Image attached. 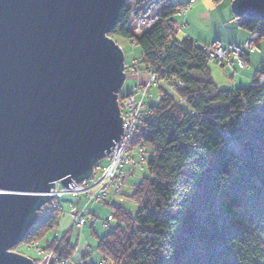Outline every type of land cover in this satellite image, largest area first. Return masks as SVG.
I'll return each instance as SVG.
<instances>
[{
	"label": "trees",
	"instance_id": "obj_1",
	"mask_svg": "<svg viewBox=\"0 0 264 264\" xmlns=\"http://www.w3.org/2000/svg\"><path fill=\"white\" fill-rule=\"evenodd\" d=\"M166 5L164 20L136 36L142 64L178 74L185 88L178 96L162 89L163 98L154 104L161 118L139 138L147 144L150 174L132 195L138 210L113 207L119 225L98 237L97 248L109 264H264V88L253 83L220 90L210 77L207 45L173 42L181 4L166 0ZM129 19L126 4L109 36L131 39ZM235 19L250 32L258 26L264 31L263 21ZM49 209L38 211L23 242L40 243L58 228L60 214H47ZM74 227L40 247L54 249L59 261H77Z\"/></svg>",
	"mask_w": 264,
	"mask_h": 264
},
{
	"label": "water",
	"instance_id": "obj_2",
	"mask_svg": "<svg viewBox=\"0 0 264 264\" xmlns=\"http://www.w3.org/2000/svg\"><path fill=\"white\" fill-rule=\"evenodd\" d=\"M127 0H0V264L57 182L73 188L122 139L124 52L108 36ZM264 21V0H234Z\"/></svg>",
	"mask_w": 264,
	"mask_h": 264
},
{
	"label": "rangeland",
	"instance_id": "obj_3",
	"mask_svg": "<svg viewBox=\"0 0 264 264\" xmlns=\"http://www.w3.org/2000/svg\"><path fill=\"white\" fill-rule=\"evenodd\" d=\"M171 1L172 2L178 1L179 3H181L183 5H186L189 2H192L190 0H171ZM131 2H133V1H131ZM131 11L132 10H130V13H131ZM236 16L237 15L235 14V17ZM130 17H132L131 14H130ZM237 17H240V16H237ZM178 19H180L181 22H183L182 21L183 18H178ZM131 24H133V23H131ZM190 25L191 26L189 28L188 22H187V20H185L184 27H182L181 29H179L177 31L179 33L178 39H185L187 37H192V39L200 41V44H205L206 42H202L201 40H199L198 36L202 35V37H207V36H211V35L215 34L213 27H211L203 19H197L196 21L192 22V24H190ZM259 30H260V28L258 27L253 32H249V34L251 36H254V38L250 37L247 40V41H249V40L252 41V38H253L255 40L254 43L259 44L255 53L252 54V61L250 62V66L248 68L251 71H253L252 74H254L255 71L259 70L260 68H262L264 66V38H263L264 33H262V31H259ZM217 31L219 34L223 35L222 32L220 31V29L219 30L217 29ZM129 32L131 34L136 35V36L139 35V32H134V31H129ZM134 35L131 39L120 37V36L116 37V39H115L116 44L124 52L125 62L127 64H131V62L132 61L134 62V60L137 58L138 59L142 58L141 47L136 46L134 44L135 41L133 42V40H132V39H136V36H134ZM184 35H185V37H184ZM236 55H235V57L232 58V64H231V62L227 61L228 63L225 66H221L217 63L211 64L209 66L210 73H211V79L219 87L220 90H225V89L230 90L227 87L232 86L234 78L237 81H239L241 78L240 72H238V70L240 68L238 67L239 62H238V59H236ZM245 64L248 65L247 62ZM148 77H149V75H148ZM139 79L142 80L141 84L144 86L143 78H139ZM130 82H131L130 80H128V79L126 80V82L123 86V89H121L120 94H118V96L121 95V93L123 94V93H125V91L129 90ZM246 85H242V86H246ZM255 85L257 86V84H255ZM121 108H122V106H121V104H119V110ZM123 108H125V107H123ZM122 114L123 113L121 111L120 115L122 116ZM129 146L133 147L136 145L130 144ZM147 149L148 148H145V152H144V155L146 158L148 156V154H146ZM134 157H135V155L133 156V158ZM108 158L109 157L107 155L105 158L101 159L99 161V163L101 165H104V167H105V164L107 163ZM143 167L144 168L141 167V168L137 169L132 164H129L125 170L127 172L126 177L124 175H122V176L125 178L121 177L124 180H122V179L118 180L115 177L111 182H109L111 184H115L116 185L115 187L118 190V192L121 190L120 193L116 194L114 188H111L110 194H109V200L90 202V203H88L87 208L90 209L97 217L102 218V219L110 218L113 215V206L124 207L126 209H129L133 214H135L138 210V205H137V202H134L132 200V194L134 193V190L136 188L137 183H139L144 177H147L150 174L146 163H145V166H143ZM103 171H104V168H101L100 172H103ZM96 172H98V174H99L97 176H100L101 173L98 170ZM135 172H136V176L133 178L132 175ZM121 184L122 185L124 184L122 189L120 188ZM58 185H59V188H60V186L63 188H67L65 186H62L59 182H57L56 187ZM78 193H80L79 197H78V194H76V195L74 194L73 196L67 195V196H64L63 198H61L60 201L62 203L63 209H62V211H61V209L57 210L60 212L58 228L55 230L49 231L46 234V236L41 239V242L40 243L37 242V243H39V246L44 245L46 243V240L52 239L55 235H62V233L64 231L68 230L69 228H71V225L73 224V225H75V227L71 233L72 234V241L74 243H77V250L74 253V257L78 258V259L83 258V260L87 261V263H89V264L91 262L100 263L101 261H103V254L97 248L98 237L104 236L105 234H107L110 231L111 228L115 227L116 225H119V223L112 216L113 219L110 220V223H109L107 228H103L102 226H92L90 224L87 226H84L82 228L77 227L76 224H74L73 214L78 213L79 209H81L82 206H83L82 208H84V206L87 204L86 203L87 201L85 200L86 198L84 196V193H82L81 191ZM70 200L73 202H80V203L79 204L75 203V204H77V206L75 209H72L69 206ZM16 247L17 248H15V250H14L15 252L26 255L32 259L38 260V259H41V257H42V255L39 253V251H37V248L33 244H28L26 242H23V243L17 245ZM74 261L69 260L68 264H74ZM53 264H65V263H63V261L58 260L56 262L54 261Z\"/></svg>",
	"mask_w": 264,
	"mask_h": 264
},
{
	"label": "bare ground",
	"instance_id": "obj_4",
	"mask_svg": "<svg viewBox=\"0 0 264 264\" xmlns=\"http://www.w3.org/2000/svg\"><path fill=\"white\" fill-rule=\"evenodd\" d=\"M131 1H133V2H131ZM142 0H127L126 1V4H128L129 6H130V10H134V9H136V8H138L137 7V3H140ZM161 1H163V0H161ZM190 1H192V2H189L188 4H186V5H183V4H181L179 7H177L178 8V11H177V14H176V16H175V23H174V35H173V38H172V40H173V42L175 43V41L176 42H178V41H182V40H191V41H195V42H197L198 44H200V41H198V40H194V39H192V37H187V38H185V39H178L179 38V33L177 32L178 30H179V28H182V27H184V23L183 22H181V20L180 19H178V18H181V16H184L186 13H187V11L191 8V4H193L194 3V1L195 0H190ZM234 1V0H233ZM233 1H232V3H233ZM174 2H178V1H174ZM150 3H152V5H154V4H157V5H159L158 7H163L162 8V10H161V12L159 13V11L157 10L156 11V13L154 12V14H155V17L154 16H152V12H153V6H151V8L149 7L148 9L147 8H145V9H141L140 11H139V13H138V19L140 20L138 23H142L143 24V26H141V27H139V25L138 24H136V26L135 25H133V24H131L132 22H131V18H134V14L132 13V11H131V15H132V17H130V19H129V22H128V24H127V28H128V30L129 31H134V32H139V35H137V36H140V35H145L154 25H156L157 23H159V22H162L163 20H164V16H163V14H164V9L167 7V5H166V0H164V4H161L160 3V1L159 0H152ZM154 3V4H153ZM179 3V2H178ZM125 4V5H126ZM124 5V6H125ZM123 6V7H124ZM122 7V8H123ZM232 10H233V8H232ZM121 11V10H120ZM119 15H120V12H119ZM242 17V16H241ZM119 18V17H118ZM118 22V21H117ZM264 22V21H263ZM148 23V25H146ZM117 25V24H116ZM116 25H115V27H116ZM114 27V28H115ZM259 28H260V30L259 31H262V33H264V31L262 30V28H261V26H258ZM113 28V29H114ZM112 29V30H113ZM136 29H138V30H136ZM111 32V31H110ZM110 32L108 33V36H109V34H110ZM132 35H134V34H132ZM134 36H136V35H134ZM111 39H113V40H115L114 38H112L111 36H109ZM185 37V36H184ZM250 37H253L254 38V36H251L250 34H249V37L248 38H250ZM248 38H247V40H248ZM252 38V41L251 40H249L248 42H247V40L243 43V44H241V46H242V48L243 49H245V52H244V56L246 57H244L240 52L241 51H238L237 52V54H238V57L244 62V63H246L247 62V64L249 65V63H248V58L250 57V55H252L253 53H255V51L257 50V48H258V45L259 44H256V43H254V39ZM264 38V37H263ZM133 40V42L135 41V45L136 46H139L140 47V45H139V41H138V39H137V37H136V39H132ZM115 42H116V40H115ZM217 42H219L220 43V45H218L217 46V48L218 49H220L219 50V53L217 54V52L215 51V49H214V47H212V45L213 44H215V43H217ZM172 43L170 42L169 43V46L171 45ZM200 45H207L206 46V48H205V57H206V63L210 66L211 64H214V63H217V64H219V65H221V66H225L228 62L227 61H229V62H231V64H232V58L234 57L232 54H231V52H226V50L225 49H228V47L230 48V50L232 51V50H234L235 49V47H236V43H234V42H227V43H224V42H221L220 40H216V41H213V42H211V43H209V44H200ZM240 45V44H239ZM169 46L168 47H166L165 48V50L163 51V53H162V56L164 57V54H165V52H166V50H168V48H169ZM225 46H227L226 48H224ZM142 59H143V53H142V58L141 59H135L134 60V62L132 61L131 62V64H127L126 62H125V58H124V74H125V81H124V84H125V82H126V80L128 79V80H130L131 82H130V87H129V90L128 91H125V93H123V95L121 96V95H119L118 96V101H117V103H118V106H119V104H123V101L125 100V98L126 97H128V98H130V97H135V95H139V96H142L143 95V93H144V95L145 96H147V97H150L149 98V101L147 100V103H149V105H150V110L151 111H154V112H158L155 108H154V104L155 103H157V102H159L162 98H163V90H165V91H167V92H170L171 94H173V95H179L180 94V92L182 91V90H184L183 88H185V81H184V79L182 78V77H180L178 74H176V73H168V72H165L164 74H162L160 71H159V69L157 70L156 68H154L153 69V67L152 66H150V65H148V66H143V64H142ZM134 65H138L139 66V69L137 70L136 69V67L134 66ZM248 65H246V64H239V68H240V70H242V69H247L248 71L250 70V69H248L249 68V66ZM133 67H134V69H133ZM261 69V68H260ZM259 69V70H260ZM258 71V70H257ZM155 73L158 77H159V79H158V85L157 86H154L153 85V83L150 81V78L148 77V75H149V73ZM257 72L255 71L254 72V74H252V77L250 78L251 79V83L249 84V85H246V86H242L243 84H238V86H237V81H236V79L234 78V80H233V84H232V86H230V90H234V89H243V88H248V87H251L252 86V84L254 83V84H257V86L258 87H261V88H264V72H262V73H259V74H256ZM165 75V76H164ZM164 77V78H163ZM210 77H211V73H210ZM139 78H143V81H144V86L141 84L142 83V80L141 79H139ZM165 79H167V80H170L171 82H174V84L171 86V84H169L168 86L165 84V81H167V80H165ZM214 82V81H213ZM124 86V85H123ZM134 86H137V87H140V90H136L135 92L133 91V88H134ZM217 86V85H216ZM218 87V86H217ZM219 88V87H218ZM122 89H123V87H122ZM163 89V90H162ZM176 90H177V92H176ZM226 90V89H225ZM155 92V93H154ZM137 93V94H136ZM119 94H120V92H119ZM182 102H186L185 100H182ZM138 104V102H136V101H134V100H131L130 101V103H129V108H132L133 106H136ZM140 107H141V104H140ZM134 108H132L131 109V111L133 110ZM120 113H121V109H120ZM144 114H146V112L144 113ZM158 115H160V114H158ZM122 117V116H121ZM161 118V116H156L155 117V120H153V121H151V126L153 125V124H155L157 121H159V119ZM122 119H123V117H122ZM123 121H124V126H123V128H124V130H123V134H122V136H121V138H123V137H125V135H136L135 136V140L133 139V140H131L132 141V144H134V145H140L141 147H146L147 148V144L146 143H142V142H139V138L143 135V134H145L146 132H147V128H146V126L144 125V123H139L138 125H137V130H132L131 131V134H129V133H127L128 132V130L129 129H127V128H129V126L130 125H125V119H123ZM150 126V125H149ZM148 126V127H149ZM150 126V127H151ZM149 127V128H150ZM220 129L222 130V128L220 127ZM226 131V130H225ZM224 131V132H225ZM225 135H227V136H229V134L227 133V131L225 132ZM121 140V139H120ZM120 140L116 143V145L115 146H117L118 145V143L120 142ZM238 143V142H237ZM236 143V141L234 142L233 141V143H232V145L231 146H233L234 148V150H240V147H239V145ZM238 146V147H237ZM115 148V147H114ZM113 150V149H112ZM110 153H112V152H110ZM110 153H108L107 155L108 156H110ZM110 159V158H109ZM109 159H107V162L109 163ZM108 163H106L105 164V167L108 165ZM145 166V165H144ZM95 167H100V168H104V165H101L99 162H97L95 165H94V167L93 168H95ZM144 168V167H143ZM111 169V168H110ZM118 169H120V167H118ZM112 171H113V168L111 169ZM94 171V170H93ZM98 171L100 172L101 171V169H98ZM93 175V172H92V174H91V176ZM136 176V172L135 173H133V175H132V177L134 178ZM120 176H118V178L116 177V179H118V180H120L121 178H119ZM88 179V178H87ZM78 183H80V182H78ZM138 184V183H137ZM116 185L115 184H111V183H107V185L104 187V188H102L101 186H100V188L98 189H96L95 191H87V193H84V196H85V200L88 202V200L90 201V200H92V197H91V195L93 194V193H98L99 192V194H100V198H101V200H98V201H106V200H109V194H110V190H111V188H114V190H115V192H116V194H119L120 193V191L118 192V190L116 189V187H115ZM124 186V184L122 185L121 184V186H120V188L122 189V187ZM55 188H53V189H51V191H53ZM70 192H72L71 190H70ZM68 193V194H66V195H62V196H60V195H58V194H53L52 192H50V194L51 195H56V196H54V197H52V199L48 202V203H46L44 206H46V207H50V209L49 210H46V213L47 214H49V213H51L52 211H57L58 210V208H56V207H54V206H59V207H61L60 209H61V211H62V209H63V207H62V203H61V198H63L64 196H67V195H72L73 196V194H71V193ZM104 194H107L106 195V197H104V198H102L103 197V195ZM80 195V194H79ZM79 195H78V197H79ZM133 195V194H132ZM84 198V197H83ZM132 200L134 201V202H136L134 199H133V197H132ZM86 202V203H87ZM91 202H95V201H91ZM75 203H77V204H79L80 202H73V201H69V206H70V208H72V209H75L76 208V206H77V204H75ZM83 207V206H82ZM81 207V209H79V211H81L83 208ZM113 207H118V206H113ZM42 209V208H41ZM129 210V209H128ZM59 214H60V212L59 211H57ZM74 215L75 214H73V217H74ZM112 219H113V217H112ZM93 220L94 221H92V222H89V223H91L92 224V226H102L103 228H107L108 227V225H109V220H108V218H106V219H102V218H99V217H97L96 215H94L93 216ZM57 254V253H56ZM58 256V255H57ZM32 259V258H31ZM33 261L34 260H36V259H32ZM53 261H58V258L56 257ZM85 263H86V261H85ZM103 263L104 264H109L110 263V261H108L107 259H105L104 258V256H103Z\"/></svg>",
	"mask_w": 264,
	"mask_h": 264
},
{
	"label": "built area",
	"instance_id": "obj_5",
	"mask_svg": "<svg viewBox=\"0 0 264 264\" xmlns=\"http://www.w3.org/2000/svg\"><path fill=\"white\" fill-rule=\"evenodd\" d=\"M152 0H142L140 3H137V7L136 9L132 10V13L134 14V18H131V22L133 23V25L136 26V24L139 25V27L143 26L142 23H138L140 20L137 18L138 17V13L141 9H145V8H151V6H153V12H152V16L155 17L154 12L156 13V11L158 10L159 13L161 12L163 7H158L159 5L154 4L152 5V3H150ZM161 4H164V1L159 0ZM148 25V23L146 24ZM181 29V28H179ZM138 30V29H136ZM248 42V41H247ZM220 45L219 42L215 43L212 45V47H214L215 51L217 52V54L219 53V50L217 48V46ZM227 46H225L224 48H226ZM226 52H231V54L235 57V55L237 54L238 51H241L240 53L242 55H244L245 49L242 48L241 45L237 44L234 50H230V48L228 47V49H225ZM236 59H238L239 64H245L243 63V61L238 57V54L236 55ZM136 67V69H139L138 65H134ZM134 69V67H133ZM154 69V68H153ZM155 70V69H154ZM149 78L150 81L153 83L154 86L158 85V79L159 77L153 72L152 74L149 73ZM167 80V79H165ZM165 84L168 86L169 84H171V86L174 84V82H171L170 80L165 81ZM136 90H140V87L134 86L133 91L135 92ZM177 92V90H176ZM137 94V93H136ZM150 97H147L144 95L139 96L138 94L135 95V97H126L125 101H123V104H121L122 108V117L123 119H125V125H130L128 132L129 134H131L132 130H137V125L140 123H144V125L146 126L147 129H149V127L151 126V121L155 120L156 116H159L157 112L151 111L150 110V105L149 103H147V100L149 101ZM131 100H134L136 102H138V104L136 106H133L132 108H134L132 111V108H129V103ZM141 104V107H140ZM125 107V108H123ZM146 112V114H144ZM150 125V126H149ZM149 126V127H148ZM135 136L136 135H125V137H123L121 139V141L118 143L117 146H115V148L111 151L112 153H110V156H108L109 158V163L106 167H104V171L100 172V176L98 172H96L98 169H101L100 167H95L94 171H93V175L90 176L88 179H85L84 181L77 183L74 182L76 185L73 188H63L59 185L57 187H55V189L53 191H51L53 194H58L60 196L62 195H66L70 192V190L72 192H70L71 194H80L78 192H82V193H87V191H95L97 188L99 189L100 186L102 188H104L107 183L111 182L115 177L118 178V176H120L119 178L123 177L122 175H124L126 177L127 172L125 171L126 168L128 167L129 164H132L135 168H143V166L145 165V146L141 147L140 145H136V146H129L130 144H132L131 140H135ZM131 147V148H130ZM238 147V146H237ZM135 155V157L133 158V156ZM127 166V167H126ZM118 167H120V169H118ZM113 168V171L111 169ZM103 174V175H102ZM123 177V178H125ZM122 179V178H121ZM124 180V179H122ZM63 188V189H62ZM107 194H104L102 198L106 197ZM92 200H88V203H90L91 201H98L101 200L100 198V194L98 193H93L91 195ZM87 205L78 213H75L73 219H74V224H76L77 227L82 228L83 226H85L87 223L94 221L93 220V216L94 214L92 213V211H90L89 209H87ZM58 209H60L61 207L59 206H54ZM112 219V217L109 218V221ZM36 248L37 251H39V253L42 255L41 259H36L34 260V264H53L54 263V259L57 257V254L55 252L54 249L51 250H43L40 246L39 243H34L33 244ZM58 258V257H57ZM70 261H72V259H69ZM68 260V261H69ZM67 262H63L65 264H68ZM74 264H87V262L85 263V261L83 259H78L77 261L74 262Z\"/></svg>",
	"mask_w": 264,
	"mask_h": 264
},
{
	"label": "crops",
	"instance_id": "obj_6",
	"mask_svg": "<svg viewBox=\"0 0 264 264\" xmlns=\"http://www.w3.org/2000/svg\"><path fill=\"white\" fill-rule=\"evenodd\" d=\"M232 1L233 0H221L219 2L216 0H195V2L191 4L192 6L187 13L184 16H181V18H183L182 21L184 23L185 20H187L190 28L192 22L197 19H203L213 27L215 34L207 37H202V35L198 36V39L202 42H206V44L220 40L224 43L234 42L241 45L249 37L250 31L239 27L238 22L235 19V14L232 12ZM217 29H220L223 35L219 34ZM251 61L252 55L248 58V66H250ZM250 71L251 70L248 71L247 69L238 70L241 78L239 80L240 82L236 80L237 86L238 84L249 85L251 83L250 78L252 77L253 71ZM227 88L230 89V87Z\"/></svg>",
	"mask_w": 264,
	"mask_h": 264
}]
</instances>
